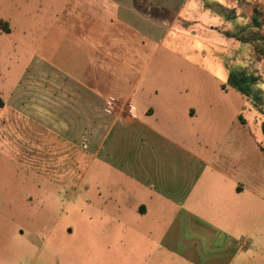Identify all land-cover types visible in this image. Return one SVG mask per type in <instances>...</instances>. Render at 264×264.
Here are the masks:
<instances>
[{
  "label": "rangeland",
  "instance_id": "1",
  "mask_svg": "<svg viewBox=\"0 0 264 264\" xmlns=\"http://www.w3.org/2000/svg\"><path fill=\"white\" fill-rule=\"evenodd\" d=\"M75 2L0 0V264H143L142 244L109 211L111 119L101 111L95 135L69 137L67 120H47V99L72 85L64 61L76 66L81 56L70 31L79 27ZM107 10L128 16L146 42V51L139 42L125 50L134 71L117 68L116 91L136 87L140 118L163 96L180 109L197 100L203 116L193 132L214 163L236 167L261 197L240 238L253 251L231 264H264V0H112ZM232 74L256 80L250 96L229 83Z\"/></svg>",
  "mask_w": 264,
  "mask_h": 264
},
{
  "label": "crops",
  "instance_id": "2",
  "mask_svg": "<svg viewBox=\"0 0 264 264\" xmlns=\"http://www.w3.org/2000/svg\"><path fill=\"white\" fill-rule=\"evenodd\" d=\"M76 3L78 13L71 19L79 27L70 31L81 56L76 66L64 61V76L72 85L62 84V93L47 99L53 105L47 120H67L69 137L85 136L90 128L95 135L91 122L104 115L111 119L109 130L116 136L109 148L115 160L109 166L117 175L110 180L109 211L116 225L126 228L127 238L134 233L142 244L143 264H231L252 252V241L241 239L247 232L243 226L255 225L252 206L260 194L236 167L230 171L214 163L212 147L193 132L194 121L203 116L197 100L180 109L163 96L140 118L132 102L136 87L130 82L125 93H118L115 73L118 67L134 71L132 52L125 50L139 42L138 49L146 51V42H140L128 16L106 15L112 0ZM70 7L62 11L67 16ZM71 121L79 122L77 131Z\"/></svg>",
  "mask_w": 264,
  "mask_h": 264
},
{
  "label": "trees",
  "instance_id": "3",
  "mask_svg": "<svg viewBox=\"0 0 264 264\" xmlns=\"http://www.w3.org/2000/svg\"><path fill=\"white\" fill-rule=\"evenodd\" d=\"M264 40V35L261 37ZM256 80L249 77L246 74H232L229 78V83L234 85V87L240 91L245 96H250L249 86L255 85ZM0 107H3V101L0 99ZM262 131L264 135V122L262 124ZM264 153V147L262 148Z\"/></svg>",
  "mask_w": 264,
  "mask_h": 264
}]
</instances>
